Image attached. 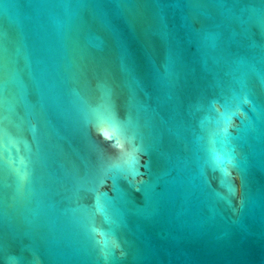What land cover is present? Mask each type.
Segmentation results:
<instances>
[{
	"label": "water",
	"instance_id": "95a60500",
	"mask_svg": "<svg viewBox=\"0 0 264 264\" xmlns=\"http://www.w3.org/2000/svg\"><path fill=\"white\" fill-rule=\"evenodd\" d=\"M0 264H264V0H0Z\"/></svg>",
	"mask_w": 264,
	"mask_h": 264
},
{
	"label": "clouds",
	"instance_id": "9594fccd",
	"mask_svg": "<svg viewBox=\"0 0 264 264\" xmlns=\"http://www.w3.org/2000/svg\"><path fill=\"white\" fill-rule=\"evenodd\" d=\"M99 135L101 136L102 139H104V140H106V141H112V139H113V138H111V137H107V136H105L104 133H103L102 131L99 132ZM111 146L117 148L118 150H123V145H122V144H119V145H117V144H112ZM229 175L231 176L232 173H229ZM234 178H235L236 185H237V186H236V192H237V194H239V193L241 192V188L239 187L240 179H239V176H235Z\"/></svg>",
	"mask_w": 264,
	"mask_h": 264
},
{
	"label": "snow or ice",
	"instance_id": "6c2138e0",
	"mask_svg": "<svg viewBox=\"0 0 264 264\" xmlns=\"http://www.w3.org/2000/svg\"><path fill=\"white\" fill-rule=\"evenodd\" d=\"M101 131L104 133L105 136L107 137H111L113 138L114 135H115V130L114 129H111V128H108V127H104L101 129Z\"/></svg>",
	"mask_w": 264,
	"mask_h": 264
}]
</instances>
